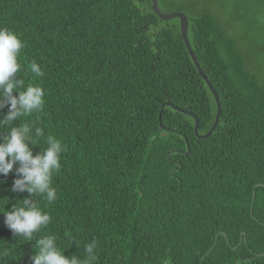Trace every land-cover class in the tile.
<instances>
[{"label":"trees","instance_id":"1","mask_svg":"<svg viewBox=\"0 0 264 264\" xmlns=\"http://www.w3.org/2000/svg\"><path fill=\"white\" fill-rule=\"evenodd\" d=\"M158 2L187 15L220 96L206 139L187 114L166 106L160 117L170 102L206 134L217 105L180 21L159 18L151 0H0V26L25 44L19 77L45 91L43 109L16 123L44 130L34 154L48 135L66 149L57 199L31 197L52 217L45 229L13 237L0 214V264H32L46 235L65 256L96 240L95 264H264V0ZM15 178L0 176V212L28 195L10 191Z\"/></svg>","mask_w":264,"mask_h":264},{"label":"clouds","instance_id":"2","mask_svg":"<svg viewBox=\"0 0 264 264\" xmlns=\"http://www.w3.org/2000/svg\"><path fill=\"white\" fill-rule=\"evenodd\" d=\"M24 47L16 33L0 26V127L8 129L6 134L0 135V176L14 174L16 178L10 191L28 194L20 199L19 204L0 214L13 237L31 241L52 221L48 212L34 203L31 197L39 195L48 203L57 199L52 178L62 167V153L66 149L59 139L48 135L47 146L34 154V138L44 137V130L33 124L16 123L33 112L41 111L45 103L44 89L36 84L25 85L19 77L22 70L19 58ZM27 68L37 78L44 76L41 66L35 61L30 62ZM4 109H7L6 113ZM36 248L38 251L29 257L32 264H95L98 260L96 240L84 246L83 257L76 254L65 256L55 235L36 239Z\"/></svg>","mask_w":264,"mask_h":264},{"label":"water","instance_id":"3","mask_svg":"<svg viewBox=\"0 0 264 264\" xmlns=\"http://www.w3.org/2000/svg\"><path fill=\"white\" fill-rule=\"evenodd\" d=\"M151 1H152V7L151 8H152V10L156 13V15L159 18H161L164 21H170V20H173V19H178L180 21L181 35H182L183 41H184V43L186 45V48H187V50H188V52H189V54H190V56L192 58V61L194 62V65L196 66V68L198 70V73L203 78V80L206 82V84L209 87V89L211 90V92H212V94L214 96L216 105H217V114H216V118H215L214 124L211 127V129L206 134H200L199 133V123H200V121H199V118L194 113H192L190 111H187V110H182V109L174 106L170 102H166V103H164L162 105V108H161V111H160V117H161V114H162L163 109L166 106L172 107V108H174L175 110H177L179 112H182L184 114H187V115H189L190 117H192L195 120L194 131H195L196 136L199 139H202V140L203 139H206V138H208L209 136H211L213 134V132L216 130V128L219 126V123H220V119H221V115H222V103H221V100H220V96H219L217 90L213 87V85H212L211 81L209 80L208 76L205 74L203 68L200 65V62L198 61V58L196 56V53L194 52V49L192 47V44H191L190 39H189V34H188V30H189V19H188L187 15L185 13L179 12V11L172 12V13H169V14H165V13H163L160 10V6H159L158 0H151ZM161 127L164 130L178 133L175 130L167 129L163 124H161ZM189 152H190V147L188 145V150H187L186 154L188 155ZM259 186H263L264 187V184H258L256 186V188L259 187ZM254 198H255V192H254V195H253V199ZM222 234H224L226 236L225 233L222 232ZM244 235H245V232H242V234H241V242L243 240V236ZM218 236L219 235L216 236V242L218 241ZM208 253H210V251ZM259 256H264V253L259 254Z\"/></svg>","mask_w":264,"mask_h":264}]
</instances>
